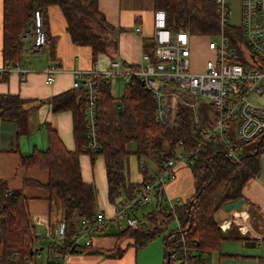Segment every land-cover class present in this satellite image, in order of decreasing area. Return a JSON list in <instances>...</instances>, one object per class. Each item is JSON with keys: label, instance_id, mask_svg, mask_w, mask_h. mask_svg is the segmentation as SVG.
Returning <instances> with one entry per match:
<instances>
[{"label": "trees", "instance_id": "16d2710c", "mask_svg": "<svg viewBox=\"0 0 264 264\" xmlns=\"http://www.w3.org/2000/svg\"><path fill=\"white\" fill-rule=\"evenodd\" d=\"M50 5L60 8L72 43L90 49L92 64L99 54L112 56L116 46L113 30L98 10L97 0H2L1 52L5 65L20 60L23 31L32 29L35 11L40 12L45 23ZM154 7L165 11L168 26L174 31L185 30L193 36H211L220 29L217 9L211 0H154ZM238 31L227 26L224 28V32L233 38ZM143 52L153 53L151 39L145 42ZM128 68L138 69L134 66ZM93 81L98 150L91 152L86 148L85 91L72 89L53 96L50 103L53 113L71 112L74 151H67L55 127L45 123V149H33L20 158L22 165L47 172L45 187L48 192L56 194L63 210L61 243L46 244L44 260L41 261L44 247H41V240L31 222L26 198L20 191L9 190L6 183L0 180V264H44V261L45 264H53L61 260L80 228V220H90L95 215V189L92 184L84 183L80 175L78 156L81 153H88L91 159L95 155L102 156L107 199L115 204L120 203L122 197L129 198L143 183L135 185L127 181L126 161L130 155L150 158L159 172L163 160L171 158L180 147L192 153L189 165L194 177L193 195L175 207L171 214H165L159 206L154 213L150 212L146 220L139 221L136 228L119 227L113 234L114 246L103 254L118 259L127 247L137 251L161 235L163 264H175L169 255L172 252L181 254L182 250L191 253L189 264H203L211 252L218 250L222 241L236 239L219 229L214 214L224 204L241 200L243 185L257 175L259 156L264 152V134L248 142H235L241 160L236 163L220 145L200 143L202 129L211 125L207 115L214 111L210 105L183 91L182 98L178 99V96L176 100L174 111L169 110L167 120L158 124L153 117L151 93L137 76L127 77L117 101L110 95L108 80L96 76ZM22 103L23 100L16 95L0 94V128L19 118ZM13 135L16 140V130ZM158 193L153 196L156 203ZM174 217L179 230L164 233L163 223L171 222ZM52 251L56 256L50 255ZM93 252L99 251L93 250L92 246L80 252L72 251Z\"/></svg>", "mask_w": 264, "mask_h": 264}, {"label": "crops", "instance_id": "0c3cea01", "mask_svg": "<svg viewBox=\"0 0 264 264\" xmlns=\"http://www.w3.org/2000/svg\"><path fill=\"white\" fill-rule=\"evenodd\" d=\"M97 5L104 20L113 30L116 46L111 57L99 54L92 64L90 49L72 43L60 8L50 5L47 8L45 23L42 21L44 32L41 29L45 36L46 52L35 54L32 51L33 37L28 41L21 40L23 52L17 63L24 70V79H21L20 73L15 71L0 75V94L16 95L23 100L19 118L16 121H9L10 124L0 128V180L6 183L9 190L20 191L26 198L27 210L35 226V232H39L43 237L42 240L39 239L40 244L56 241L55 235L62 223L63 210L56 194L48 192L45 187L47 172L22 165L20 158L30 154L32 148L43 150L46 146L45 123H51L55 127L67 151L72 152L75 149L71 112L53 113L50 99L72 90L74 71H91L100 75L108 70L111 59L121 60L124 66L122 70H127L128 66L141 67L145 42L150 40L152 33L151 18L153 11L156 10L154 0H97ZM1 16L2 0H0V70L7 66L1 52ZM136 28H140V32H136ZM197 37L207 36H193V38ZM206 52L205 60L211 56V52L207 50ZM31 59H33L32 63ZM203 63L196 71L203 68ZM47 66H54L58 70L54 73L50 84L45 82L43 73ZM106 80L111 97L117 101L121 97V87L127 78L121 75ZM14 130L17 133L16 140L13 135ZM141 160L152 163L150 158H137L135 155L127 158L129 184L138 185L143 182L144 173L147 179H155L157 176L158 172L153 163L151 169L146 168L145 164V170L140 171ZM78 162L82 181L92 184L95 189L96 212L111 217L115 212V204L107 199L106 171L102 156L95 155L91 159L88 153H81ZM164 192L171 200L182 203L193 195L194 177L188 163L177 165L175 178L166 182ZM241 194L239 210L225 211L222 206L215 212L214 220L219 224L223 220L230 219L237 212H244L250 233L241 235L234 224L230 225L222 232L235 236L236 239L222 241L218 250L211 252L203 264H264V152L259 156L257 175L245 182ZM150 203L153 206L145 215L144 213L141 215L143 220H146L150 212L154 213L153 211L158 210L154 198L141 207ZM160 208L162 212H166V204H161ZM114 243L113 234H109L106 230L103 234L91 238L93 250L99 252L71 253L64 264H137L138 252L133 247H127L121 258L105 257L104 251L111 249Z\"/></svg>", "mask_w": 264, "mask_h": 264}, {"label": "built area", "instance_id": "2783aa9c", "mask_svg": "<svg viewBox=\"0 0 264 264\" xmlns=\"http://www.w3.org/2000/svg\"><path fill=\"white\" fill-rule=\"evenodd\" d=\"M217 9L220 29L214 35L207 36L205 48L211 56L203 63L200 71L190 68L191 45L193 36L185 30H172L167 23L164 10L156 9L152 13L150 39L153 43L151 55L142 53L143 65L136 70L128 68L122 70L123 63L119 59H111L108 70L97 75L91 71H74L72 89L85 91L84 119L86 125V148L91 152L98 150L96 137V91L93 79L100 76L113 79L116 76L134 75L143 82L151 93L153 101V117L161 124L168 118L169 110L174 108L179 96L178 90L187 92L203 103L213 108L209 116L211 125L201 131L200 143L218 144L227 156L240 163L239 147L236 141L248 142L260 138L264 134V0H241V19L238 28L239 36L233 38L224 32L226 18L230 11L225 0H211ZM42 16L35 11L32 17V29L26 28L21 36L22 41L33 37L32 51L35 54L46 52V41L41 31ZM140 32V28L135 29ZM216 38V40L214 39ZM9 71L20 73L24 79V70L17 62L5 66L0 75ZM58 70L54 66H47L43 73L45 82L52 83L53 75ZM197 122V121H195ZM234 125L235 135L230 134V127ZM192 153L181 147L171 158H165L155 179L143 181L129 198L120 200V209L115 210L110 220L119 228L121 220L124 226L136 228L139 220L136 218L137 209L149 202L155 192L157 206L166 204L165 214L173 213L175 207L182 202L171 200L165 195L164 187L167 181L175 178V169L180 163H188ZM140 171L145 170V164L140 163ZM160 202H162L160 204ZM107 217L96 212L90 219H81L80 228L72 239L63 258L53 264H64L72 251L80 252L91 246V238L101 234L108 227ZM177 230L179 225L176 217ZM234 224L241 235L250 233L246 222V214L237 212L230 219L218 224L221 231ZM64 224L60 223L55 240L61 243ZM179 232V231H178ZM38 239L42 240L39 232ZM50 255L56 256L50 252ZM191 253H170L169 258L175 264H189ZM264 263V259H263Z\"/></svg>", "mask_w": 264, "mask_h": 264}, {"label": "rangeland", "instance_id": "374dc122", "mask_svg": "<svg viewBox=\"0 0 264 264\" xmlns=\"http://www.w3.org/2000/svg\"><path fill=\"white\" fill-rule=\"evenodd\" d=\"M225 4L230 11L229 15H227L226 18V26L230 28V30H237L240 25V19H241V0H225ZM216 40V38H214ZM207 38H193L192 45H191V57L189 59L190 62V68L193 71L199 70L202 66V63L205 60V56L207 54L206 49H205V43H206ZM31 59V63H32ZM35 60H40V59H35ZM195 69V70H194ZM122 88L121 87V94H122ZM113 92H115L113 90ZM179 92V98L181 99L182 96L184 95V92L181 90H178ZM120 94V96H121ZM202 102L201 100H199ZM203 103V102H202ZM205 104V103H204ZM172 111H174V108H172ZM212 114V112L208 113V117ZM230 134L232 136L235 135V130H234V125H231L230 127ZM46 147V146H45ZM45 147L43 149H45ZM34 148L31 149L30 152H32ZM142 161V160H141ZM140 163L146 164V168L151 169L152 163L150 161H142ZM121 199H124L122 197ZM152 203H150L147 206L139 207L136 211V218L140 221L143 220L141 218V215L144 213V215L147 213V210H150L152 207ZM120 205L119 203H115V210H119ZM113 216V215H112ZM107 217V231L109 234H114L118 231V227L115 223L111 222L110 220L113 217ZM164 227L165 232L168 233L169 231H175L177 230V225L175 221H171L169 223H163L162 225ZM124 221L121 220V226L120 228H124ZM162 236L160 235L159 237L151 240L147 245L144 247L139 248L136 252H138L137 256V264H163V258H164V251H163V243H162ZM45 246L46 244L43 243L41 244V247H44V250L41 251V261L44 260V255H45Z\"/></svg>", "mask_w": 264, "mask_h": 264}, {"label": "water", "instance_id": "95a60500", "mask_svg": "<svg viewBox=\"0 0 264 264\" xmlns=\"http://www.w3.org/2000/svg\"><path fill=\"white\" fill-rule=\"evenodd\" d=\"M240 202H241V200L238 199V200H236L234 202L226 203V204L223 205V209L225 211L233 210V209L234 210H239L240 209ZM39 250H41V248H39Z\"/></svg>", "mask_w": 264, "mask_h": 264}]
</instances>
